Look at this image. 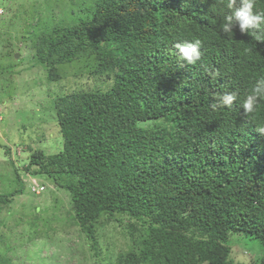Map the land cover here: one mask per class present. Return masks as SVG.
I'll use <instances>...</instances> for the list:
<instances>
[{
  "label": "trees",
  "instance_id": "trees-1",
  "mask_svg": "<svg viewBox=\"0 0 264 264\" xmlns=\"http://www.w3.org/2000/svg\"><path fill=\"white\" fill-rule=\"evenodd\" d=\"M69 2L66 20L32 36L33 57L50 82L76 63L109 88L72 95L57 112L61 149L34 150L23 171L68 192L96 258V226L127 218L129 248L104 264H237L240 240L264 246V99L253 114L241 107L264 78V43L222 31L228 0ZM195 39L201 61L182 63L174 46ZM226 92L237 101L213 111ZM20 194H0V210Z\"/></svg>",
  "mask_w": 264,
  "mask_h": 264
},
{
  "label": "rangeland",
  "instance_id": "rangeland-1",
  "mask_svg": "<svg viewBox=\"0 0 264 264\" xmlns=\"http://www.w3.org/2000/svg\"><path fill=\"white\" fill-rule=\"evenodd\" d=\"M69 4V0H0V194L22 190L0 210V264H104L129 248L123 237L127 218L122 225L101 220L95 240L102 255L96 258L90 239L71 220L68 192L34 166L32 173L23 171L34 150L47 157L61 149L57 112L72 95L109 88L88 70L80 72L76 63L59 71L63 79L50 82L45 67L33 57L32 36L66 20ZM156 124L139 126L150 129ZM11 162L19 168L20 184ZM32 187L43 190L35 194ZM263 256L264 246L248 238L232 247L237 264H251Z\"/></svg>",
  "mask_w": 264,
  "mask_h": 264
},
{
  "label": "clouds",
  "instance_id": "clouds-1",
  "mask_svg": "<svg viewBox=\"0 0 264 264\" xmlns=\"http://www.w3.org/2000/svg\"><path fill=\"white\" fill-rule=\"evenodd\" d=\"M255 0H239V7H237V0H228L227 8L235 9L231 15L225 17V22L222 25V31L224 33H230L234 25L239 26V31L243 33H252V38L257 41L264 43V12H254ZM173 55L178 57V60L187 65H195L202 59L201 40L195 39L190 43H178L175 46ZM250 52L251 49H248ZM206 72L213 78L218 73L210 72L205 69ZM264 99V78L257 80L244 96L241 107L244 114L250 115L256 111L258 103ZM218 103L211 105L213 111L221 107H231L237 101V95L234 92H226L222 96L218 97ZM259 135L264 136V126L256 129ZM43 187L36 189L31 188L33 193H40Z\"/></svg>",
  "mask_w": 264,
  "mask_h": 264
},
{
  "label": "water",
  "instance_id": "water-1",
  "mask_svg": "<svg viewBox=\"0 0 264 264\" xmlns=\"http://www.w3.org/2000/svg\"><path fill=\"white\" fill-rule=\"evenodd\" d=\"M16 56H18V55H16Z\"/></svg>",
  "mask_w": 264,
  "mask_h": 264
}]
</instances>
